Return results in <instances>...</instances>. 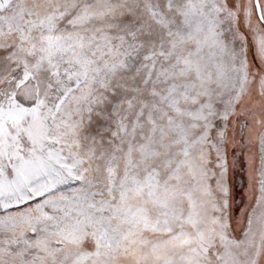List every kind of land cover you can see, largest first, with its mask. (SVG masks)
I'll use <instances>...</instances> for the list:
<instances>
[{"label": "snow or ice", "instance_id": "6c2138e0", "mask_svg": "<svg viewBox=\"0 0 264 264\" xmlns=\"http://www.w3.org/2000/svg\"><path fill=\"white\" fill-rule=\"evenodd\" d=\"M0 264H264V0H0Z\"/></svg>", "mask_w": 264, "mask_h": 264}]
</instances>
